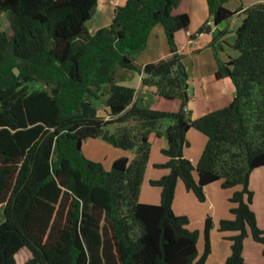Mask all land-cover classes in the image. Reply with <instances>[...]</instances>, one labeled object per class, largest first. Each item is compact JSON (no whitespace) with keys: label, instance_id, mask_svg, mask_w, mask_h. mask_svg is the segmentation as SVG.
Wrapping results in <instances>:
<instances>
[{"label":"trees","instance_id":"trees-1","mask_svg":"<svg viewBox=\"0 0 264 264\" xmlns=\"http://www.w3.org/2000/svg\"><path fill=\"white\" fill-rule=\"evenodd\" d=\"M99 1L0 0V264H18L24 248L32 253L24 264H206L213 220L206 219L200 253V233L173 209L179 181L202 202L213 182L241 188L231 197L234 218L221 220L220 230L236 232L223 264H247L245 238L264 244L250 187L252 173L264 167V2L232 10L228 0H207L215 26L245 15L232 44L238 55L218 59L215 72L232 80L235 95L192 118L185 55L175 38L191 22L178 11L184 1L127 0L92 33L87 23ZM158 24L170 56L141 69L132 54ZM211 30L205 22L191 37ZM225 33L212 44L217 58ZM120 68L142 73L143 86L155 87L163 101L179 100V108L141 106L136 88L117 79ZM190 128L207 137L197 164L184 154ZM152 133L168 143L167 160L155 164L168 172L150 181L161 189L159 204L139 200ZM89 138L135 156L106 169L83 152Z\"/></svg>","mask_w":264,"mask_h":264},{"label":"crops","instance_id":"crops-1","mask_svg":"<svg viewBox=\"0 0 264 264\" xmlns=\"http://www.w3.org/2000/svg\"><path fill=\"white\" fill-rule=\"evenodd\" d=\"M127 0H100L98 4V8L93 15V17L88 21L87 26L90 30V32L94 33L97 31L99 28L107 26L110 24L111 19H113V14L116 6L118 5H124ZM183 4L181 7L178 9V11H186L189 13L191 22L189 25V28L186 31H179L176 33V42L179 47V50L184 54L185 51H188L191 55H195L194 61L196 60L198 63L202 61V52H199L201 48L208 47L210 52L209 54L212 56V61H211V68L209 72H203L200 71V73L195 74V78L193 77V86L196 87L194 96L189 93V89L191 84L190 82V74L189 70L187 72L188 74V93H189V99H188V104H187V110L190 112L192 118H197L209 111H213L219 108H222L226 105H228L234 98L235 95V86L230 78H222V79H217L215 76V72L217 71V67H214L215 65V47L212 45L213 42L215 41V37L218 34L219 31H226L225 34H221L218 38V41L221 43L226 42L227 36L233 35L232 33L233 29L228 28L227 26H222L223 23H221L219 26H215L212 24L211 20V14L209 10V5L207 3V0H183ZM250 4L248 6L255 4V3H260L264 2V0H248ZM243 4V3H242ZM195 5V7H194ZM244 8L247 6L245 4ZM97 14V15H96ZM197 16V22H194V18ZM244 14L242 13V10L236 14L235 17L229 20H233L232 22H237L241 24V21L244 19ZM97 18V19H96ZM93 19V21H92ZM225 21V22H229ZM92 22V23H91ZM205 22H209L212 24V30L210 32H204L198 34L195 38H192L191 35L195 34L200 26H202ZM238 24V25H240ZM156 27V26H155ZM153 28L152 33L150 37L154 36L155 32L158 33L159 36L164 35L162 33V29L159 28ZM164 28V27H163ZM231 32V33H230ZM235 34V32H234ZM217 39V38H216ZM203 45V47H200ZM220 45V44H219ZM218 45V56H220L219 53H224L226 54L227 58L233 54H235V50L233 49L232 45L230 44L229 47L226 48L221 44L220 46ZM221 48V49H220ZM170 51L165 52V49H161L160 52L153 58L152 60H145L143 59V53H141L140 56L137 57V61L141 64V66H138L135 61L134 63L139 67L143 68V66L149 62L157 61L162 58H166L170 56ZM226 58V59H227ZM225 59V60H226ZM214 63V65L212 64ZM206 63V67H207ZM207 70V69H206ZM139 74V82L136 84V100L141 106H144L145 102H149L150 107H155V106H160L163 109L166 110H177L180 106V101L179 100H173V101H163L162 99L158 98L153 92L156 91L155 87H147L143 86L142 84V73H137ZM130 78H125L121 80V83L124 84L123 82L128 81ZM135 84V83H133ZM126 85V84H124ZM129 86V85H128ZM142 97V98H141ZM152 97V98H151ZM151 98V100H150ZM192 98L195 100L196 99H201L203 104L202 109H198L196 106V101L192 102ZM192 102V106L191 103ZM191 107V109H189ZM195 129L190 128L187 131V139L190 143L187 147L184 149V154L187 158H189L194 164H197L202 151L205 148V145L207 143V137L205 134L197 133L200 131H193ZM203 134V135H202ZM154 136L153 140L152 137ZM195 139L196 142L198 141L196 147L197 149H192L193 147V140ZM198 139V140H197ZM150 142H151V156L150 160L147 166V170L145 173V178L142 184L141 188V193L139 200L143 203H148V204H159L160 199H161V189L157 186L151 185V180L152 179H159L162 175L168 172L166 169H159L155 167V164H160L163 163L167 160V157L163 154V149H165L168 145L167 139L165 136H157L155 133H152L150 135ZM160 144V145H159ZM157 153H156V152ZM186 151H198L197 155L196 154H189L186 153ZM160 155H159V154ZM121 156H126L125 153L121 152ZM120 156V157H121ZM155 156V157H154ZM112 163V162H111ZM260 169V168H259ZM253 173L251 175V180H250V187L253 184ZM158 188V189H156ZM223 188L221 186V182H213L205 187V192H206V200L205 201H200V203H195V197L193 196L194 194L189 192L185 184L182 181H179L176 186V193H175V199L173 202V209L176 214L178 215H188L191 217V211H194L195 209H199L202 207V211L200 212L201 217L203 216L204 218L207 217V215H211L212 219L218 220V222L223 218V216L228 215L229 213V205L227 202L228 197H231V194L229 193H222ZM181 192V193H180ZM193 194V195H192ZM184 195L186 198L184 199ZM179 197H182L181 201L183 202L182 206H177V200ZM194 198V199H193ZM199 202V201H196ZM185 203V206H184ZM198 204V205H197ZM203 204V205H202ZM185 208L186 212H181L180 210H177L176 208ZM225 213L220 214L221 211H224ZM228 211V212H227ZM193 213V212H192ZM231 214V213H230ZM198 214H194L196 216ZM189 218V217H188ZM190 219V218H189ZM204 226V225H203ZM202 226V227H203ZM212 236V231L210 232V238ZM212 245V243H211ZM213 251V248H212ZM229 255V254H228ZM210 258V256H209ZM207 259V261L209 260ZM206 261V263H207Z\"/></svg>","mask_w":264,"mask_h":264},{"label":"rangeland","instance_id":"rangeland-1","mask_svg":"<svg viewBox=\"0 0 264 264\" xmlns=\"http://www.w3.org/2000/svg\"><path fill=\"white\" fill-rule=\"evenodd\" d=\"M241 3L245 4L246 6H248V4H250L248 0H228V2L225 3V6L229 9L237 10L240 8ZM194 7H195V5H194ZM92 21H93V19H92ZM111 21H112V19H111ZM111 21H110V23H111ZM197 21L198 20H197V16H196L194 18V22H197ZM232 21L233 20H229V22H223L222 26H227V27L229 26L228 28L233 29V31L235 29V31H236V29L239 26L238 24H240V23H237V22L233 23ZM242 21H241V23H242ZM155 28L162 29V33H164V35L162 34V36H159L158 33H156L157 32L156 31L154 36L149 38L148 44L144 49H141V50L132 54L133 60L135 61V63L138 66H141V64L136 59L143 52H144L143 57H142L143 59L145 58V60H152L153 58H155V56L158 54V52L161 51V49L164 48L165 52L170 51L169 43H168L167 36H166V33H165L163 26L161 24H158V25H156ZM234 32L232 33L233 35L227 36L226 42L220 43V45L222 44L226 48V50L230 44L232 45L234 43V40H235ZM200 47H203V45H201ZM199 52H202V61L200 63H198L199 61L197 62L196 60L195 61L193 60L195 55L193 57V55L188 53V51L184 52L185 57L183 59V65L185 66V69L187 72L189 70V74L191 76L190 82H189L191 84L190 89H189V93L192 95L194 94L195 89H196V87H194L192 85L193 84L192 82L194 80L192 78L193 77L195 78V74L200 73V71H203V72L208 71L209 72V70L211 68L212 56L209 54V52H210L209 48L208 47L201 48ZM219 54H220V56L218 58H217V56L214 57L215 65H214V63H212L214 65V67H217V68L219 67L218 59L225 60L227 58V56H225L226 54H224V53H219ZM237 55H238V53L235 52V54H233L231 56L236 57ZM206 63H209V64H207V67H206ZM137 73H139V72L120 68L118 71L117 79L121 82L122 79L130 78L128 81L123 82V83L126 85H129V86H132V85L136 86V84H138L139 79H140L139 74H137ZM133 83H135V84H133ZM189 93H188V97H189ZM151 98H150V100H151ZM191 101L192 102L196 101V106L198 109H202L203 106L205 105L202 102V98L201 99L198 98L196 100H195V98L194 99L192 98ZM192 102H190L191 106H192ZM144 104H145L144 105L145 107H150L149 102H145ZM189 109H191V107ZM100 113L102 115L105 114V109L103 107H101ZM193 129H195V128H193ZM193 131H197V129H195ZM197 133H201V132H197ZM153 138H154V136L152 137L151 140H153ZM192 140H193L192 149H197L196 145H197L198 141L196 142V140L194 138ZM82 148H83V152L85 153V155L87 157L101 162L106 169H111L113 161L121 156V152L125 153V155L128 156L130 159L134 158V156H135V151H125V150H122L121 148H116L113 145H111L110 143H108L107 141L103 140L102 138H89L87 140H84ZM197 152L198 151H186V153L196 154V155H197ZM202 153H203V151H202ZM253 174H254L253 175V184L251 186V189L254 192V197H253V203H251V207L256 214L259 227L264 232V167H262L260 169H256L253 172ZM156 189H158V188H156ZM240 189H241L240 187L224 189L222 193H229V194H231V197H232L234 195V193ZM193 196L195 197V200H194L195 203H200L198 198L195 195H193ZM231 197H228V199H227V202L229 205V212L228 211L227 212L229 214L226 216H223V218L226 220H229V219L231 220L234 218L233 214L231 213V208L233 205V202L231 201ZM185 198H186V196L184 195V199ZM181 199H182V197L178 198L177 203H176L177 206L183 205V202H181V201H184V200H181ZM196 201H199V202H196ZM184 206H185V203H184ZM176 209L180 210L181 212L182 211L186 212L185 208L181 209L178 207ZM202 209L203 208L200 207V205H199V209H195L194 211H191V217L188 215V217L190 218L188 228L192 231L197 230L200 233L199 241L197 244V247H198V250L200 253H202L203 249H204L205 222H206L207 217H209V216L211 217V215L209 214L203 220V216L201 217V214H200ZM223 213H225V210L221 211L220 214H223ZM194 214H198V215L194 216ZM224 219H222V220H224ZM3 220H4L3 209L1 208L0 209V223ZM212 220H213V227L211 229V231H212L211 243H212L213 251L211 252L210 258L206 264H223V262L231 254V241L228 239V236L235 234L236 232L221 231L220 230L221 220L219 222H218V220H214V219H212ZM243 251H244L243 255H244V258H245L247 264H264V244L256 241L252 234H249L248 237L245 238ZM31 257H32L31 251L28 248H24L17 254V262H18V264H24L28 260H30Z\"/></svg>","mask_w":264,"mask_h":264}]
</instances>
